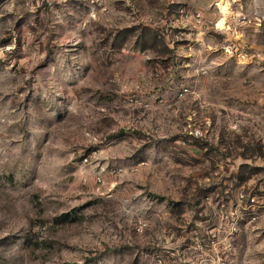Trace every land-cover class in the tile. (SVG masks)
Masks as SVG:
<instances>
[{"label":"rangeland","instance_id":"374dc122","mask_svg":"<svg viewBox=\"0 0 264 264\" xmlns=\"http://www.w3.org/2000/svg\"><path fill=\"white\" fill-rule=\"evenodd\" d=\"M190 1L0 0V264H264V0Z\"/></svg>","mask_w":264,"mask_h":264},{"label":"crops","instance_id":"0c3cea01","mask_svg":"<svg viewBox=\"0 0 264 264\" xmlns=\"http://www.w3.org/2000/svg\"><path fill=\"white\" fill-rule=\"evenodd\" d=\"M77 3V2H75ZM78 4H80V1H78ZM182 12L187 13L189 16L187 18H183L182 17ZM196 13H200L201 14V18L200 20L195 18V14ZM174 25H179L182 24L183 26H185V28H187V30L190 32V37L188 36V38H186V40L190 41V42H197L200 44H204V32L201 30L203 25L205 23H207L208 18H209V14L205 11V9L199 5V3H196L195 0H191L188 3V6L185 7L184 10L180 11V13H176V15L174 14ZM177 27V26H175ZM177 55L185 58V59H192L194 61H198L197 63H199V55L198 52L195 51L194 48L190 47L186 49H177ZM201 62V61H200Z\"/></svg>","mask_w":264,"mask_h":264},{"label":"built area","instance_id":"2783aa9c","mask_svg":"<svg viewBox=\"0 0 264 264\" xmlns=\"http://www.w3.org/2000/svg\"><path fill=\"white\" fill-rule=\"evenodd\" d=\"M188 16H189V15H188L187 13L182 12V17H183V18H187ZM195 18L198 19V20H200V18H201V14H200V13H196V14H195ZM184 91L186 92L187 89H184ZM184 91H182V92L180 93L181 96L184 94ZM83 162H84V163L88 162V157H84V158H83ZM120 171H121V169H113L111 172L114 173V174H116V173H119ZM240 197H241V199H244V198L246 197V195H245V194H241ZM255 200H256L255 197H252V198H251L252 203H254ZM145 225H146V224H141V226H140V230H141V231L144 229V226H145Z\"/></svg>","mask_w":264,"mask_h":264},{"label":"bare ground","instance_id":"6f19581e","mask_svg":"<svg viewBox=\"0 0 264 264\" xmlns=\"http://www.w3.org/2000/svg\"><path fill=\"white\" fill-rule=\"evenodd\" d=\"M224 8V7H223Z\"/></svg>","mask_w":264,"mask_h":264}]
</instances>
